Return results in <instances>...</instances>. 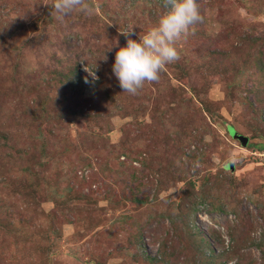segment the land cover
Returning a JSON list of instances; mask_svg holds the SVG:
<instances>
[{
	"label": "rangeland",
	"instance_id": "obj_1",
	"mask_svg": "<svg viewBox=\"0 0 264 264\" xmlns=\"http://www.w3.org/2000/svg\"><path fill=\"white\" fill-rule=\"evenodd\" d=\"M54 2L0 0V264H197L230 246L264 264V0H197L179 58L135 95L108 50L164 0H86L62 21ZM189 182L231 212L188 218Z\"/></svg>",
	"mask_w": 264,
	"mask_h": 264
},
{
	"label": "clouds",
	"instance_id": "obj_2",
	"mask_svg": "<svg viewBox=\"0 0 264 264\" xmlns=\"http://www.w3.org/2000/svg\"><path fill=\"white\" fill-rule=\"evenodd\" d=\"M164 5L166 10L154 26L143 33H134V28L119 32L125 37L124 46L113 39L108 50L116 49L111 72L122 92L135 95L145 82L157 81L164 68L179 58L177 41L202 20L197 0H164ZM53 7L59 21L77 10L86 15L93 11L86 0H55ZM89 74L98 79L94 69Z\"/></svg>",
	"mask_w": 264,
	"mask_h": 264
},
{
	"label": "trees",
	"instance_id": "obj_3",
	"mask_svg": "<svg viewBox=\"0 0 264 264\" xmlns=\"http://www.w3.org/2000/svg\"><path fill=\"white\" fill-rule=\"evenodd\" d=\"M2 18L5 19L6 15H4ZM216 54L218 55L219 53L217 52ZM257 96H260V95L257 94ZM256 102L259 103L260 102L259 99L256 98L255 101L253 103H251L250 105L251 106H255ZM227 131H228V133H232L233 129L229 126V127H227ZM187 187H188L187 198H185L182 201L183 204L186 205V209L184 207H182V206H179V209L182 212H185V214H186V216L188 218H190L192 215H194L199 210V207H203V208L209 207L213 212H224V213L231 212L230 210L225 211L224 209H221L220 207H213V205L211 203H207V202L204 201L205 198L207 196H210L211 195L210 193H212V191L214 190L212 187L209 190H207V188L205 187L204 189H201V193L200 194L193 193L192 197H189V195L191 193V189L193 188V184L189 182L187 184ZM204 195H206V196H204ZM189 198L191 200H189ZM231 239H232V237H231ZM233 240L234 239H232V241ZM239 252L240 251H239L238 247L235 246V247L231 248V246H230V250L221 251L219 254H216L215 258L205 257L204 259L199 260L197 262V264H230L229 262H231L232 260L236 261L235 264H241V259L239 258V257H241V255H239ZM234 256H236V257L234 259H232ZM218 259H220V262L218 261Z\"/></svg>",
	"mask_w": 264,
	"mask_h": 264
},
{
	"label": "water",
	"instance_id": "obj_4",
	"mask_svg": "<svg viewBox=\"0 0 264 264\" xmlns=\"http://www.w3.org/2000/svg\"><path fill=\"white\" fill-rule=\"evenodd\" d=\"M234 137L239 140V142L241 143V145L243 147H245L247 145V139L244 138L243 136H241V135H239V136L238 135H234Z\"/></svg>",
	"mask_w": 264,
	"mask_h": 264
}]
</instances>
